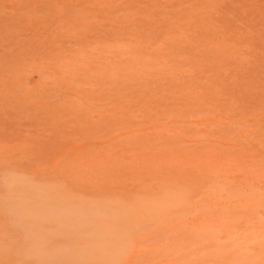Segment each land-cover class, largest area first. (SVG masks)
<instances>
[{
	"label": "rangeland",
	"instance_id": "rangeland-1",
	"mask_svg": "<svg viewBox=\"0 0 264 264\" xmlns=\"http://www.w3.org/2000/svg\"><path fill=\"white\" fill-rule=\"evenodd\" d=\"M0 264H264V0H0Z\"/></svg>",
	"mask_w": 264,
	"mask_h": 264
},
{
	"label": "bare ground",
	"instance_id": "bare-ground-1",
	"mask_svg": "<svg viewBox=\"0 0 264 264\" xmlns=\"http://www.w3.org/2000/svg\"><path fill=\"white\" fill-rule=\"evenodd\" d=\"M101 209V208H100ZM99 210V209H98ZM102 211V210H101ZM100 212V211H99ZM82 239V238H81ZM113 239L114 238H112V241H113ZM105 243H107V242H105ZM75 244H77V243H75ZM105 245V244H104ZM75 246V245H74ZM72 258H74V253L73 252H71L69 255L67 254V256H66V258H64V260H63V262L64 261H66V262H68L69 260H71Z\"/></svg>",
	"mask_w": 264,
	"mask_h": 264
}]
</instances>
